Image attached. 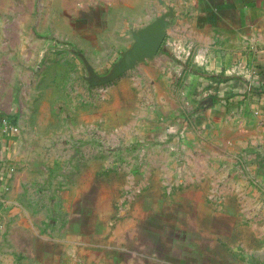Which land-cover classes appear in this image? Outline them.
<instances>
[{
  "label": "rangeland",
  "instance_id": "obj_1",
  "mask_svg": "<svg viewBox=\"0 0 264 264\" xmlns=\"http://www.w3.org/2000/svg\"><path fill=\"white\" fill-rule=\"evenodd\" d=\"M131 25L109 0H0L1 264H264V200L179 111L182 48L89 83L83 56L109 74Z\"/></svg>",
  "mask_w": 264,
  "mask_h": 264
},
{
  "label": "crops",
  "instance_id": "obj_2",
  "mask_svg": "<svg viewBox=\"0 0 264 264\" xmlns=\"http://www.w3.org/2000/svg\"><path fill=\"white\" fill-rule=\"evenodd\" d=\"M109 3L121 9L133 30L172 11L166 49L159 52L170 54L175 45L183 50L175 81L181 116L197 118L198 132L213 133L216 158L222 161L229 153L237 163L231 177L237 188L244 184L264 200V0ZM5 119L0 117L1 125ZM0 135L3 147L10 135L3 128Z\"/></svg>",
  "mask_w": 264,
  "mask_h": 264
},
{
  "label": "water",
  "instance_id": "obj_3",
  "mask_svg": "<svg viewBox=\"0 0 264 264\" xmlns=\"http://www.w3.org/2000/svg\"><path fill=\"white\" fill-rule=\"evenodd\" d=\"M171 13L172 11L164 12L145 26L133 31L135 38L133 45L125 50L123 57L114 65L112 71L105 76L98 75L87 58L83 56L90 72L89 83L91 85H102L113 81L127 70L133 68L138 61L155 56L165 40L166 28L169 25L167 16ZM1 147L2 142L0 140V149Z\"/></svg>",
  "mask_w": 264,
  "mask_h": 264
},
{
  "label": "built area",
  "instance_id": "obj_4",
  "mask_svg": "<svg viewBox=\"0 0 264 264\" xmlns=\"http://www.w3.org/2000/svg\"><path fill=\"white\" fill-rule=\"evenodd\" d=\"M7 120H8V119H5V120H4V124H6L7 127L9 126L11 129H13L14 127H13V126H10V125H9V121H7Z\"/></svg>",
  "mask_w": 264,
  "mask_h": 264
}]
</instances>
